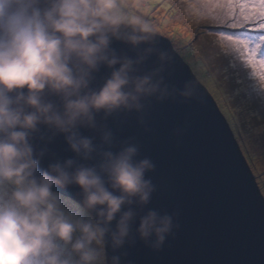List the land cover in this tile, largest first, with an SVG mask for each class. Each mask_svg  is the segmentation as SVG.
Returning <instances> with one entry per match:
<instances>
[{
	"label": "clouds",
	"instance_id": "clouds-1",
	"mask_svg": "<svg viewBox=\"0 0 264 264\" xmlns=\"http://www.w3.org/2000/svg\"><path fill=\"white\" fill-rule=\"evenodd\" d=\"M138 8L131 0H0V264H121L125 245L140 241L159 253L175 238L178 212L144 211L156 165L138 158L135 138L118 141L107 124L134 113L149 133L150 101L196 98L191 81L179 89L166 82L172 57ZM102 67L108 75L97 84ZM249 83L264 99V80L251 74ZM187 129L172 135L179 140ZM57 135L75 159L37 175L45 150L33 138ZM54 186L77 187L79 202ZM106 246L119 254L109 259Z\"/></svg>",
	"mask_w": 264,
	"mask_h": 264
},
{
	"label": "water",
	"instance_id": "water-1",
	"mask_svg": "<svg viewBox=\"0 0 264 264\" xmlns=\"http://www.w3.org/2000/svg\"><path fill=\"white\" fill-rule=\"evenodd\" d=\"M157 38L158 47L172 57L166 82L179 89L191 81L196 98L186 103L150 101L146 116L149 133L137 124L134 113L110 118L107 124L118 141L135 138L140 146L138 158L149 157L156 165L154 172L146 175L156 191L144 211H176L180 228L159 253L151 252L140 241L131 247L125 245L120 251H126L127 256L121 264H264V196L256 178L212 95L170 40L158 34ZM112 47L127 52L119 42H113ZM154 64L155 56L143 66L144 71ZM107 75L102 67L96 83ZM185 123L188 129L178 140L173 130ZM80 132L95 135L88 129ZM32 142L37 151L45 150L37 175L50 163L75 159L63 135L50 143L38 137ZM53 191L79 202L75 186L63 190L54 186ZM105 251L109 259L119 254L108 246Z\"/></svg>",
	"mask_w": 264,
	"mask_h": 264
},
{
	"label": "rangeland",
	"instance_id": "rangeland-1",
	"mask_svg": "<svg viewBox=\"0 0 264 264\" xmlns=\"http://www.w3.org/2000/svg\"><path fill=\"white\" fill-rule=\"evenodd\" d=\"M131 2L139 5V13L146 19L152 20L151 23L158 33V27L162 23L160 18L164 13L162 8H158L160 4L158 0H131ZM168 2L180 10V15L173 19V23L180 29H177L176 34L168 32L162 36L170 41L173 40L171 43L174 50L190 66L200 83L206 87L225 118L228 115L229 121L228 109H232L233 115L237 118L238 128L243 130L244 141L249 152L258 156L255 164L262 172L258 177H256L257 174L254 176L259 186L262 182L259 178L264 175V99L259 98L250 86L249 80L253 70L244 64L243 55L220 35L223 32L227 35L255 39L259 32L247 26L240 29L228 28L227 24L232 19L231 14L223 10L222 5L218 6L216 0H168ZM236 16L242 19L239 11L236 12ZM186 41H190L188 45L193 54L185 50L187 47L180 49V45H186ZM201 56L211 74H207L204 68L197 67L200 65L199 62L195 65V59ZM213 79L217 82V87L209 84V80L211 82ZM236 106L239 107L238 110ZM240 107L243 110L239 113ZM235 139L238 143L237 138ZM248 165L252 170V165L250 166L249 163ZM260 191L264 196L261 188ZM65 200L73 202L70 199Z\"/></svg>",
	"mask_w": 264,
	"mask_h": 264
},
{
	"label": "snow or ice",
	"instance_id": "snow-or-ice-1",
	"mask_svg": "<svg viewBox=\"0 0 264 264\" xmlns=\"http://www.w3.org/2000/svg\"><path fill=\"white\" fill-rule=\"evenodd\" d=\"M216 2L231 14L232 19L227 24L228 28L240 29L247 26L259 32L255 39L227 35L223 32L220 35L243 55L244 64L253 70L252 74L264 80V0H216ZM237 11L242 19L236 16Z\"/></svg>",
	"mask_w": 264,
	"mask_h": 264
},
{
	"label": "trees",
	"instance_id": "trees-1",
	"mask_svg": "<svg viewBox=\"0 0 264 264\" xmlns=\"http://www.w3.org/2000/svg\"><path fill=\"white\" fill-rule=\"evenodd\" d=\"M158 3H160L159 5H158V8H162L163 10H164V13H163V18L161 17L160 18V21L162 22L161 23V25H160V27H158L159 29V32L157 33L158 35H164L165 33H168V32H172L171 34H173V33H175L176 34V32H177V29L179 28L180 29V27L177 25V24H174L173 23V19L175 18V16H177L178 14H179V12H180V10H178V9H176L175 7H173L172 6V4L170 3V2H168V0H158ZM180 15V14H179ZM149 17H150V15H149ZM147 20H149V18L147 19ZM150 21V20H149ZM152 21V20H151ZM150 21V22H151ZM160 21H159V23H160ZM171 42H173V40H171ZM190 43V41H186V45L184 44V45H180V49H182V48H186L187 47V49H185L186 51H188L189 53L191 52L192 54H193V51H192V49H191V47H190V45H188ZM177 48V47H176ZM175 49V48H174ZM192 57V56H191ZM183 59V58H182ZM194 62H196V64L195 65H197V63L199 62L200 63V65H197V67H202V68H204V71L208 74V73H210L209 72V69H208V67L206 66V62H205V60L202 58V56L201 57H197L196 59H195V61ZM206 74V75H207ZM211 74V73H210ZM209 84L211 85V86H216L217 87V82L213 79V80H211V82H210V80H209ZM244 89H245V87H243ZM218 89V88H217ZM238 94H239V92H237ZM251 98V97H250ZM251 100H252V98H251ZM238 106H236V109L238 110ZM243 109H242V107H240V110H239V113L242 111ZM228 113H229V115H230V121H229V118H228V115H227V117H226V120L228 121V123H229V126H230V128H231V130H232V132H233V134H234V136H235V138H237V140H238V143H239V147H241L242 149V151H243V153H244V155H245V157H246V160L248 161V163L250 164V166L252 165V170H253V173H254V175L255 174H257V176L256 177H258L259 175H261L260 173L262 172V171H260L259 169H257V166H256V164H255V161L257 160V154H251L250 152H249V150H248V147H247V145H246V143H245V141H244V135H243V130H241V128L239 127L238 128V126H237V122H236V119L237 118H235V116L233 115V112H232V109L231 108H229L228 109ZM252 118V117H251ZM264 176V175H263ZM263 176H260V178L259 179H262V182H260V184H259V186H260V188H261V190H262V192L264 193V178H263ZM62 196V195H61ZM64 197V196H63ZM65 199H69V198H67V197H64ZM71 200V199H70ZM74 202V201H73Z\"/></svg>",
	"mask_w": 264,
	"mask_h": 264
}]
</instances>
